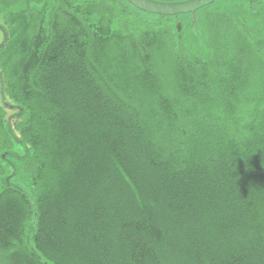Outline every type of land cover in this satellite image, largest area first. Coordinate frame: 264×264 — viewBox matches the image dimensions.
I'll return each mask as SVG.
<instances>
[{"label": "trees", "instance_id": "trees-1", "mask_svg": "<svg viewBox=\"0 0 264 264\" xmlns=\"http://www.w3.org/2000/svg\"><path fill=\"white\" fill-rule=\"evenodd\" d=\"M184 15L0 0V264H264V0Z\"/></svg>", "mask_w": 264, "mask_h": 264}, {"label": "water", "instance_id": "water-1", "mask_svg": "<svg viewBox=\"0 0 264 264\" xmlns=\"http://www.w3.org/2000/svg\"><path fill=\"white\" fill-rule=\"evenodd\" d=\"M131 5L148 14L167 17L194 14L213 4L216 0H186L179 2H160L156 0H126Z\"/></svg>", "mask_w": 264, "mask_h": 264}, {"label": "rangeland", "instance_id": "rangeland-1", "mask_svg": "<svg viewBox=\"0 0 264 264\" xmlns=\"http://www.w3.org/2000/svg\"><path fill=\"white\" fill-rule=\"evenodd\" d=\"M156 1H160V2H179L181 0H156ZM245 0H216L213 5H211L210 7H207L201 11L196 12L195 14H190V15H184L182 16V21L184 22V31L185 34L187 35L189 33V26L194 22L197 23V28L196 30L199 31V29L202 27L203 25V19L204 16L213 11V10H218L220 12H225V11H229L231 10V8L238 4V3H244ZM142 14V13H141ZM142 18H146L145 20L150 21L152 19L151 16L148 15H141ZM199 23V24H198ZM1 39V38H0ZM249 95L248 97H255L254 92L252 90H249ZM247 92V94H248ZM249 100L252 101V99L250 98ZM18 154L22 155V152L19 150ZM6 158H8V160H10L14 165L19 166L18 160H16V158H13V156H6Z\"/></svg>", "mask_w": 264, "mask_h": 264}]
</instances>
